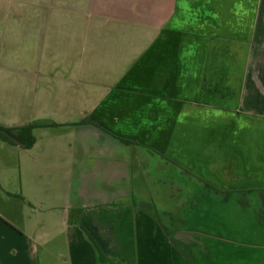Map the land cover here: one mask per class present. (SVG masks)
I'll use <instances>...</instances> for the list:
<instances>
[{"label":"crops","instance_id":"1","mask_svg":"<svg viewBox=\"0 0 264 264\" xmlns=\"http://www.w3.org/2000/svg\"><path fill=\"white\" fill-rule=\"evenodd\" d=\"M23 45L0 55V79L39 78L25 103L42 115L0 88V125L47 127L31 149L0 140V195L21 220L0 212V227L27 236L24 253L186 264L140 199L161 184L144 177L155 158L188 190L184 239L173 230L198 264H264V0H0V48Z\"/></svg>","mask_w":264,"mask_h":264},{"label":"rangeland","instance_id":"2","mask_svg":"<svg viewBox=\"0 0 264 264\" xmlns=\"http://www.w3.org/2000/svg\"><path fill=\"white\" fill-rule=\"evenodd\" d=\"M29 17H26L24 20H20V23L23 22H28L26 21ZM31 18H33L34 20H32L31 22H39L40 21V15H34L31 16ZM30 22V23H31ZM36 47L34 46H19V47H7V48H0V55L1 54H7L6 57L14 54V55H22L24 56L26 54V52L28 50H34ZM35 56V55H34ZM7 65V64H5ZM21 64L20 66L22 67ZM14 74V73H13ZM6 77H9L12 75V73H10L9 75L6 74ZM16 79H0V88H6L4 89L5 94L1 96V98H5L6 103H9V98L12 97L13 99L16 100V102L14 103V108L15 110L18 112H20L21 114H25V120L28 119V117H30L31 115H35V116H41L42 112H33L30 111L28 112L27 110L29 109L28 106H26L25 103V99L28 97L25 95L26 90H34L35 88H39L40 86V82L41 80L38 79H33V80H28L25 79L23 77H18L19 74H16ZM53 86V85H51ZM57 86V83H56ZM11 95H9L8 94ZM14 100V101H15ZM9 107H13L12 104H7ZM2 106V105H1ZM44 106V104L40 105V103H38V107ZM0 114L2 115L0 118L2 119L3 117L6 118V116H8V114H12V111L8 110V109H1L0 110ZM55 112V107L52 110L51 116L54 115ZM44 114V113H43ZM158 161L157 159H149L148 160V164L145 165V175L144 177L150 178V182L151 183H157L161 181L160 185H155L153 186V190H148L150 192H146V196H144L143 198L140 199H144L146 203H151L152 205H155L156 209L161 212L164 211V214L161 213V215L159 216L160 220L162 221L163 224L167 225L169 228H171L172 230H176L177 233L179 232V236L180 238L184 239V234L186 232V223L184 222V211L185 208L180 206H177L176 208H174V204H185V199L188 200V197L185 195L187 193L184 192L185 190H181V191H177V192H172L169 190L170 187H172V182L173 181H177V182H181V178L180 177V173L175 171L174 169L170 168V167H164V168H160L158 169ZM143 173H144V169H143ZM160 180V181H158ZM171 181V182H170ZM163 182V183H162ZM177 184V183H175ZM147 188H151L150 186H152L151 184H147L146 185ZM184 185H181V187L183 189H185V187H183ZM202 194L205 193V195H212V193H207V192H203L200 191ZM174 195V197L172 196ZM139 198V197H138ZM208 199H212V197L208 198ZM143 201V200H142ZM15 202L12 203H8L6 202L0 195V212L4 215V217L11 221L13 224H18L19 221H21L19 219V214L17 211V206ZM257 209V208H256ZM169 212H171V217L169 215ZM186 213V211H185ZM170 218H174L175 221L172 226V224L170 225ZM24 222V220H23ZM169 224V225H168ZM192 225H195V223H193ZM28 227V226H27ZM201 227V225H200ZM171 231V232H175V231ZM176 233V232H175ZM174 234V233H173ZM28 235V234H26ZM29 236V235H28ZM176 238H178V236L175 234L174 235ZM13 238L10 236V234L5 230L2 229L0 227V264H44L39 262V258L36 259L35 256H31L29 253H24V251H28L31 248H35V246H33V244L30 242V246L29 245V239L27 238V236L23 237L22 242H14V240H12ZM181 240V239H180ZM66 242L62 241L61 239L56 240L55 243L53 244L54 248H64ZM59 249V250H60ZM15 251V253H14ZM34 252H36L34 250ZM12 253H14V255H11ZM4 254V255H3ZM37 260V261H36ZM53 264H58V261L53 260Z\"/></svg>","mask_w":264,"mask_h":264},{"label":"trees","instance_id":"3","mask_svg":"<svg viewBox=\"0 0 264 264\" xmlns=\"http://www.w3.org/2000/svg\"><path fill=\"white\" fill-rule=\"evenodd\" d=\"M85 120H82L81 123H83ZM37 127H47L46 124L43 125H35V124H28L20 127H4L0 125V140L10 144V145H16L13 141L9 139V137H12L16 141L22 144V147L24 149H31L33 145L35 144V137L33 135V131ZM173 223V222H172ZM162 230L165 232V234L170 239V242L175 247L178 254L181 255V257L184 259L186 264H198L196 255L193 252L194 245L191 243H185L178 238H174L175 232H171L173 230H170V232L162 225Z\"/></svg>","mask_w":264,"mask_h":264},{"label":"water","instance_id":"4","mask_svg":"<svg viewBox=\"0 0 264 264\" xmlns=\"http://www.w3.org/2000/svg\"><path fill=\"white\" fill-rule=\"evenodd\" d=\"M9 139L11 141H13L15 144L19 145V146H22V144H20L18 141H16L15 139H13L12 137H9Z\"/></svg>","mask_w":264,"mask_h":264},{"label":"flooded vegetation","instance_id":"5","mask_svg":"<svg viewBox=\"0 0 264 264\" xmlns=\"http://www.w3.org/2000/svg\"><path fill=\"white\" fill-rule=\"evenodd\" d=\"M21 144V143H20ZM17 145V144H16Z\"/></svg>","mask_w":264,"mask_h":264}]
</instances>
